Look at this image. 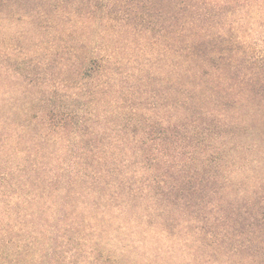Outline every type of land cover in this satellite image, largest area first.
<instances>
[{
	"label": "trees",
	"instance_id": "trees-1",
	"mask_svg": "<svg viewBox=\"0 0 264 264\" xmlns=\"http://www.w3.org/2000/svg\"><path fill=\"white\" fill-rule=\"evenodd\" d=\"M0 264H264V0H0Z\"/></svg>",
	"mask_w": 264,
	"mask_h": 264
},
{
	"label": "rangeland",
	"instance_id": "rangeland-1",
	"mask_svg": "<svg viewBox=\"0 0 264 264\" xmlns=\"http://www.w3.org/2000/svg\"><path fill=\"white\" fill-rule=\"evenodd\" d=\"M252 29L250 32V38L251 39H255V38H259L261 33L259 32V30L255 27V25H251Z\"/></svg>",
	"mask_w": 264,
	"mask_h": 264
}]
</instances>
